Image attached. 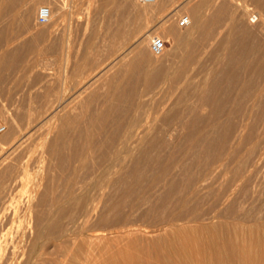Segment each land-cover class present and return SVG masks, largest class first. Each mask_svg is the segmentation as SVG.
<instances>
[{
    "label": "rangeland",
    "instance_id": "obj_1",
    "mask_svg": "<svg viewBox=\"0 0 264 264\" xmlns=\"http://www.w3.org/2000/svg\"><path fill=\"white\" fill-rule=\"evenodd\" d=\"M18 1L0 0V125L5 127L0 151L8 146L13 127L23 130L29 117H42L52 104L89 100L100 108L114 103L95 154L78 179L71 182L68 171L54 175L56 171L47 170L46 164L42 175L59 177L57 182L54 179V193L65 196L72 183L81 186L79 180L91 174L94 165V172L101 168L103 155L113 149V129L118 134L148 113L149 123L153 121L162 133L160 139L143 144L144 158L136 150L115 166L111 185H103L102 190L87 187L99 206L92 204L98 206L97 215L86 225L80 203L57 215L64 230L74 231L72 227L80 222L75 231L84 225L97 234L75 241L51 238L32 264H264V164L254 167L253 163L264 141V0H154L146 5L141 0ZM236 3L247 4V12L238 7L231 18ZM44 5L55 15L48 24L39 25L36 11ZM183 16L191 25H177ZM163 18L168 19L165 27ZM231 19L236 20V31ZM143 25L144 37H149L146 54L142 68L133 69L137 50L126 57L122 51L131 46ZM170 29L175 30L172 38ZM236 33L239 43H234ZM153 36L163 42L159 54L149 49ZM222 52L232 54L233 62H218L216 56ZM107 65V74L89 87L92 95L88 89L83 92V84ZM60 114L63 117L44 124L28 139L25 146L30 152L46 154L58 133L66 140L76 139L67 111ZM139 156L142 161L136 164Z\"/></svg>",
    "mask_w": 264,
    "mask_h": 264
},
{
    "label": "bare ground",
    "instance_id": "obj_2",
    "mask_svg": "<svg viewBox=\"0 0 264 264\" xmlns=\"http://www.w3.org/2000/svg\"><path fill=\"white\" fill-rule=\"evenodd\" d=\"M18 1V0H17ZM70 1V0H69ZM72 1V0H71ZM70 1V2H71ZM106 1H110V0H106ZM132 1V0H131ZM144 3L142 4H154V0H141ZM13 2V1H12ZM66 2V0L64 1ZM214 2V1H213ZM229 2V1H228ZM19 3V1H18ZM78 3V2H77ZM107 3V2H106ZM227 3V0H226ZM232 3V2H231ZM66 4V3H64ZM63 4V5H64ZM71 4H73L71 2ZM229 4V3H228ZM226 4V5H228ZM62 5V6H63ZM221 5V4H220ZM233 5V4H232ZM45 6V5H44ZM61 6V5H60ZM65 6V5H64ZM63 6V7H64ZM74 6V5H73ZM214 6V5H213ZM216 6V5H215ZM225 6V5H224ZM31 7V6H30ZM38 7V6H37ZM48 7V6H46ZM136 7V5H135ZM134 7V8H135ZM144 7V6H143ZM240 7V9L242 10V13L247 12V4H239L236 3L235 4V9H233V13L231 18L233 17V15L235 14L234 11H236V9ZM227 8V7H226ZM231 8V7H230ZM60 9V8H59ZM207 9V8H206ZM211 9V8H210ZM54 10V9H53ZM51 8L48 7V11H49V16H48V20L46 23L43 24H48V22L54 18L53 16L54 11ZM62 10V7L61 9ZM139 10V9H138ZM57 11V10H56ZM69 11V10H68ZM209 11V9L207 10ZM206 11V12H207ZM227 11V10H226ZM249 11V10H248ZM27 12V11H26ZM59 12V11H58ZM203 12V11H202ZM205 12V13H206ZM23 13V12H22ZM29 13V11L27 12ZM213 13V12H212ZM217 13V12H216ZM223 13V12H222ZM227 14V12H225ZM231 13V12H230ZM249 13V12H248ZM202 14V13H201ZM146 15V14H145ZM200 15V14H199ZM198 15V16H199ZM150 16V15H149ZM147 16V17H149ZM171 16V15H170ZM31 17V16H30ZM58 17V16H57ZM141 17V16H140ZM146 17V16H145ZM186 17V16H184ZM201 17V16H200ZM203 17V16H202ZM229 16H227L228 18ZM142 18V17H141ZM138 18V19H141ZM144 18V17H143ZM162 18V17H161ZM168 18V17H167ZM188 19L187 24L184 27H187L191 21L189 20L188 17H186ZM213 18V17H212ZM223 18V17H222ZM230 18V17H229ZM234 18V17H233ZM33 19V18H32ZM30 19V20H32ZM164 19V18H163ZM203 19V18H202ZM224 19V18H223ZM241 19V18H240ZM29 20V21H30ZM165 20V19H164ZM168 19H166L165 21H162V25L164 26V24H166L165 22H167ZM205 20V19H204ZM220 20V19H219ZM218 20V21H219ZM232 20V19H231ZM147 21V20H146ZM144 22L147 23V22ZM203 21V20H202ZM214 19L210 20V24L214 23ZM229 21V20H228ZM140 22V20H139ZM158 22V21H157ZM160 22V21H159ZM230 22V21H229ZM156 23V22H155ZM154 23V24H155ZM164 23V24H163ZM200 23V22H199ZM226 23V22H225ZM43 24H39V25H43ZM139 24V23H138ZM143 24V23H142ZM149 24V23H148ZM193 24V22H192ZM221 24V23H220ZM227 24V23H226ZM191 25V24H190ZM219 25V24H218ZM231 28L234 29V31H236V27H237V23L236 20H232V23L230 24ZM137 26V25H136ZM136 26L134 28V31L136 29ZM141 26V24H140ZM162 26V27H163ZM201 26V25H200ZM129 27V26H128ZM145 27V25H143L142 27H138L137 32L139 31V33H137V35L135 36V40L133 41V43L131 44V46L129 48H127L126 50L122 51V56L124 54V56L126 57L127 54H133L134 50H137L138 55L135 53V55L138 57V59L136 60L135 63L131 64V67H134L133 69H136L137 67H141L142 62H144V56L146 54L145 48H146V43H145V39L147 40V37H144V31L143 28ZM160 27V26H159ZM165 27V26H164ZM163 27V28H164ZM214 27V26H213ZM162 28V29H163ZM201 28V27H200ZM128 29V28H126ZM125 29V30H126ZM175 29V28H174ZM223 29V28H222ZM228 29V28H227ZM122 31V30H121ZM173 29L168 30V36H170L172 38L173 34ZM231 31V29H230ZM142 32V33H141ZM211 32V30H210ZM215 32V31H214ZM244 32V30L242 31ZM126 33V32H125ZM134 33V32H133ZM209 34V33H207ZM212 34V33H211ZM218 34V33H217ZM241 34V33H240ZM125 35V34H124ZM130 35V34H129ZM148 35V34H146ZM229 35V34H228ZM176 36V35H175ZM207 37V36H206ZM217 37V36H216ZM227 37V36H226ZM126 38V35H125ZM149 38V37H148ZM134 39V38H133ZM209 39V38H208ZM131 40V39H130ZM211 40V39H210ZM226 40V39H224ZM129 41V40H128ZM180 42V40H179ZM233 42V41H230ZM239 43L240 39L238 37V34L236 33V38L234 40V43ZM131 43V42H130ZM121 44V43H119ZM148 44V43H147ZM228 44V43H227ZM95 45V44H94ZM229 45V44H228ZM117 46V45H115ZM197 46V45H196ZM195 46V47H196ZM120 48V47H119ZM187 48V47H186ZM225 48V47H224ZM147 49V48H146ZM226 49V48H225ZM192 51V50H191ZM14 52V51H13ZM133 52V53H132ZM115 53V52H114ZM120 56V55H119ZM150 56V55H149ZM186 56V55H185ZM97 59V58H96ZM108 59V58H107ZM241 59V58H240ZM216 60L218 62H220L222 64V62H233L234 57L232 54L230 53H220L216 56ZM237 60V59H236ZM94 62V61H93ZM98 63V62H97ZM3 64V63H2ZM88 64V63H87ZM96 64V63H95ZM113 64V63H112ZM123 64V63H122ZM146 64V63H145ZM92 65V64H91ZM125 65V64H124ZM127 65V62H126ZM102 66V65H101ZM188 66V65H187ZM124 67V66H123ZM228 67V66H227ZM87 68V67H86ZM111 68V67H110ZM113 68V67H112ZM121 68V66L119 67ZM142 68V67H141ZM146 68V67H145ZM93 69V68H92ZM98 69V68H97ZM126 69V67H125ZM85 70V69H84ZM108 70V65L103 67L102 69H100L99 71H97L94 75H92L82 86L83 88V92L87 91V89H91L89 87H91V85L96 82V81H100L101 78H103L104 74L106 73V71ZM122 70V69H121ZM120 70V71H121ZM124 70V69H123ZM140 70V69H139ZM109 71V70H108ZM93 72V71H91ZM95 72V71H94ZM93 72V73H94ZM123 72H126V70H124ZM136 76L137 73L136 71H134ZM133 72V73H134ZM88 73V72H87ZM122 73V72H121ZM140 73V72H139ZM107 74V73H106ZM124 74V73H123ZM209 74V73H208ZM219 74V73H218ZM81 75V74H80ZM78 75V76H80ZM85 75V74H84ZM132 75V73H131ZM130 75V76H131ZM168 75V74H167ZM118 79L119 76H122L119 74L116 75ZM129 76V75H128ZM127 76V78H128ZM129 76V77H130ZM135 76V78H136ZM143 76V74H142ZM145 76H149V72L148 70L145 71ZM151 76V74H150ZM150 76H149V80H150ZM261 76V75H260ZM107 77V75H106ZM152 77V76H151ZM209 77V76H208ZM121 78V77H120ZM126 78V79H127ZM134 78V77H132ZM134 80H130V83H134L132 81ZM221 78V77H220ZM79 79V78H78ZM115 79V78H114ZM105 80V79H104ZM119 80V79H118ZM118 80L116 81V83L118 82ZM148 80V83H149ZM85 81V80H84ZM114 81V80H113ZM112 81V82H113ZM114 81V82H115ZM78 82V81H77ZM106 83V81H104ZM99 83V82H98ZM104 83V84H105ZM123 83H125V79L123 81ZM229 83V82H228ZM113 87V83H111ZM121 84V83H120ZM81 85V84H79ZM97 85V84H96ZM131 85V84H130ZM134 85V84H133ZM207 85V84H206ZM261 85V84H260ZM106 85H104L105 87ZM124 86V84H123ZM94 87V85H93ZM97 87V86H96ZM103 87V86H102ZM102 89H105V88ZM132 87V86H130ZM258 87V86H257ZM121 89V87H119ZM148 88V87H147ZM97 89V88H96ZM101 89V88H100ZM101 89V92L103 91ZM203 89V87H202ZM201 89V90H202ZM95 90V89H94ZM127 90V89H125ZM147 90V89H146ZM113 91V90H112ZM120 90H118L119 93ZM216 91V90H215ZM258 91V90H257ZM90 92V90H89ZM88 92V93H89ZM92 92H90V94L92 95ZM100 92V91H99ZM127 92V91H125ZM87 93V95H88ZM103 93V92H102ZM101 93V94H102ZM106 93V91H105ZM112 93V92H110ZM86 94V93H85ZM94 94V93H93ZM121 94V92H120ZM257 95V93H255ZM263 94V93H262ZM90 95V96H91ZM105 96V94H103ZM111 95V94H110ZM108 95V96H110ZM119 95V94H118ZM122 95V94H121ZM120 96H115V97H119ZM129 95V94H128ZM206 95V94H205ZM208 95V94H207ZM84 96V95H83ZM82 96V97H83ZM86 96V95H85ZM89 96V98H91ZM97 96V95H96ZM126 96V95H124ZM261 96V95H259ZM127 97H130L127 96ZM139 97V96H138ZM150 97V96H149ZM110 98V97H109ZM125 98V97H123ZM206 98V97H205ZM78 99V98H77ZM95 100V98H93ZM119 99H116L117 101ZM259 99V98H257ZM106 100V99H105ZM110 100V99H109ZM115 100V99H114ZM115 100V101H116ZM124 100V99H123ZM147 100V99H146ZM253 100V99H252ZM251 100V101H252ZM89 101V100H88ZM55 102L54 104L58 103V105H53L50 107L49 111H47L46 113H43L44 115L38 116V119H31L29 117V119L27 120L26 126L24 127L23 130L14 128L11 130L12 134H8L9 136H11L9 138V143L8 146L5 148H1L0 151V264H32L34 261V259L38 256L40 249L42 248L43 244L45 242L50 241V239L52 238L53 240L55 239L57 240H70V241H75L77 240L78 237H82V236H87L89 234H93L95 230L94 228H92V231H89L87 229H85L86 227L83 225V229H81L82 227H80L79 231H75V226L80 225L79 223H77L76 225L74 224V222L72 223V230L74 229V231H70L69 227L66 225V227H68L69 230H64L61 228V223H59V217L61 216V213L64 214L65 211L68 210V208L70 207V205L73 204H81V211L83 213H81V217L85 218V220L82 218V220H84V222L82 224H85L90 217L93 216V214H95V216L97 215L96 208L99 206V204H97V200L96 199L95 203L94 201H92V198L90 196H93V192L90 195V191H87V189L89 188V186H92L96 189H100L104 188L103 185H107L110 184L113 181V173H114V169L115 166L118 163H122L124 162L127 158L132 157L133 153L137 150H139L137 153L141 155V153H145L142 150V147L144 148L148 143H153L154 141H156L157 139L161 138L162 133L159 132V130L157 129V126H155V123L152 121V123H149L150 121H148L147 115L148 113H146L144 115V117L140 118V120L136 123L129 124V126L127 129L125 128L122 132L118 131L119 133L117 134V128L113 129L114 131H112L113 133V137H114V142L112 144L113 149L111 151L106 152L103 155V163L100 169H98L97 172H94L96 170V165H94L95 167H93L95 170L93 172H91V174H88L86 177H82L81 180H79L81 183V186L79 185H75V183H72L73 187L70 186L69 191L67 190V188L65 189L67 194L65 196L59 195L54 193L55 187H54V179H56L55 181L57 182V176L59 175H63L65 172H69L70 174H68V177L70 176L71 182H73L72 180H76L80 177V171H82V169L86 166L87 167V162L89 160V157L91 156V154H93V150L94 147L97 145V139L99 134H101L102 131V126H104L105 124H108L109 122V118L111 115L112 110L114 109V107L112 105H114L113 103L111 106L107 105L105 106V104H102L101 107L99 108V103L101 104V102L98 103L99 106H97V102ZM114 101V102H115ZM130 101V100H129ZM211 101V100H210ZM263 102V101H262ZM63 103L64 106H62L60 109H58ZM104 103V102H103ZM116 103V102H115ZM130 103V102H129ZM155 103V102H154ZM42 104V103H41ZM123 103L121 102L120 105H122ZM149 104V103H148ZM152 104V103H151ZM161 104V103H160ZM48 105V104H47ZM119 105V106H120ZM144 105V104H142ZM146 106V105H145ZM144 106V107H145ZM166 106V105H165ZM47 107V106H46ZM125 107V105H124ZM121 108V107H120ZM139 108V107H138ZM148 108V107H147ZM163 108V107H162ZM46 109V108H45ZM117 109V107H116ZM119 109V108H118ZM134 109V108H132ZM137 109V108H136ZM67 111L68 116H66L68 118V122H71L72 127L75 130V135H77L75 140H66L64 139V137L62 135L59 136L57 134V138L55 140H53V142L51 143V146L49 147V150L47 152H45L46 154H44V152L38 151L36 152H30V147L29 149L26 148V143L28 141V139H30L32 136H36L33 135L36 131L41 130V128L43 127L44 124H48L49 122H54L56 121L59 117H63V115L65 113H63V115L61 116L60 112L61 111ZM115 110V109H114ZM120 110V109H119ZM142 110V107H141ZM145 110V109H144ZM117 111V110H116ZM126 111V110H125ZM25 113V112H24ZM115 113V112H114ZM158 113V112H157ZM170 113V112H169ZM26 114V113H25ZM113 114V113H112ZM119 114V113H118ZM29 115V113H28ZM32 115V114H31ZM30 115V116H31ZM137 115V114H136ZM143 114L141 113V116ZM157 115V114H156ZM120 116V115H119ZM40 117V118H39ZM65 117V116H64ZM70 117V118H69ZM117 117V116H116ZM253 117V116H252ZM22 119H24V117H21ZM26 118V117H25ZM115 118V117H114ZM112 118V120L114 119ZM179 118V117H178ZM116 119V118H115ZM114 119V120H115ZM156 119V118H154ZM246 119V118H245ZM128 120V119H127ZM185 120V119H184ZM215 120V119H214ZM24 121V120H23ZM61 121V120H58ZM67 121V119H66ZM118 121V120H117ZM115 121V122H117ZM15 122V121H14ZM108 122V123H107ZM114 122V121H113ZM242 122V121H241ZM24 123V124H25ZM170 123V122H169ZM59 124V123H58ZM70 124V123H69ZM116 124V123H114ZM112 124V125H114ZM127 124V125H128ZM18 125V124H17ZM52 125V124H50ZM54 125V123H53ZM218 125V124H217ZM59 126V125H58ZM243 126V125H242ZM241 126V127H242ZM255 126V125H254ZM10 127V126H9ZM52 127V126H51ZM57 127V126H56ZM64 127V126H63ZM61 127V129L63 128ZM66 127V126H65ZM240 127V128H241ZM253 127V126H252ZM257 127V126H256ZM124 128V125H123ZM122 128V129H123ZM212 128V127H211ZM251 128V127H250ZM249 128V129H250ZM47 129V128H46ZM49 129V128H48ZM52 129V128H51ZM54 129V128H53ZM67 129V128H66ZM178 129V128H177ZM215 129V127H214ZM5 127L3 126V131L0 133V135L4 132ZM50 130V129H49ZM43 132L45 130H42ZM56 131V130H55ZM62 131V130H61ZM108 131V130H107ZM243 131V130H241ZM39 132V131H38ZM46 132V131H45ZM59 132V130H58ZM66 131H64L65 133ZM239 132V131H238ZM9 133V132H8ZM55 133V132H54ZM63 133V134H64ZM71 133V132H69ZM104 133V131H103ZM102 133V137L104 138ZM106 130H105V134H106ZM111 133V132H110ZM242 133V132H241ZM240 132L238 133L241 134ZM5 134V133H4ZM38 134V133H37ZM104 134V135H105ZM261 134V133H260ZM7 135V136H8ZM56 135V134H55ZM67 135V134H66ZM71 135V134H70ZM169 135V133H168ZM237 135V134H236ZM237 135V136H238ZM262 135V134H261ZM40 136V135H39ZM54 136V135H53ZM65 136V135H64ZM73 136V137H74ZM167 136V135H166ZM232 136V135H231ZM257 136V135H256ZM260 136V135H259ZM264 136V134H263ZM68 137V135H67ZM110 137V136H109ZM108 137V138H109ZM240 137V136H239ZM262 137V136H261ZM47 138V137H46ZM66 138V137H65ZM32 139V138H31ZM68 139V138H67ZM70 139V138H69ZM163 139V138H162ZM201 139V138H200ZM240 139V138H239ZM38 140V139H37ZM108 140V139H107ZM237 140V139H235ZM261 140V139H260ZM259 140V142H260ZM35 141V140H34ZM44 141H47L44 139ZM49 141V140H48ZM47 141V142H48ZM109 141V140H108ZM247 141V140H246ZM252 141V140H251ZM30 142V141H29ZM32 142V141H31ZM82 142H84V144H82ZM146 142V144L143 146V144ZM100 143V141L98 142ZM104 143V142H103ZM106 143V142H105ZM241 143V142H240ZM247 143V142H246ZM255 143V142H254ZM33 144V143H32ZM31 144V145H32ZM45 144V143H42ZM261 144V143H260ZM263 146L259 148V152L257 153L256 158L254 159L255 161L254 163V167L256 166H260L264 164V141H263ZM81 145H84L85 148H80ZM158 145V144H157ZM254 145H258V144H254ZM252 145V146H254ZM5 146V145H4ZM110 146V145H109ZM159 146V145H158ZM259 146V145H258ZM257 146V147H258ZM45 147V146H44ZM111 147V148H112ZM255 147V146H254ZM255 147V148H257ZM73 149V153L71 155H67L66 151L68 149ZM81 149V150H80ZM99 149V148H97ZM96 149V150H97ZM39 150V149H38ZM104 150V148L102 149ZM146 150V149H145ZM144 150V151H145ZM44 151V150H43ZM95 151V150H94ZM103 153V151H101ZM227 152V151H226ZM95 154V153H94ZM93 154V155H94ZM146 155V153L144 154ZM256 155V153H255ZM137 156V155H136ZM142 156V155H141ZM139 156L137 159L136 164L137 163H141L142 160H139L140 157ZM142 158H144L142 156ZM92 159V158H91ZM135 159V158H134ZM94 160V158H93ZM97 160V159H95ZM94 160V161H95ZM99 160V159H98ZM97 160V161H98ZM129 160V159H128ZM127 160V162H129ZM96 161V162H97ZM133 161V162H134ZM126 162V164H127ZM132 164H135L133 163ZM145 162V161H144ZM130 163V162H129ZM220 163V162H219ZM48 166L47 170H53L56 171L54 172L57 174V176H52L53 174H50V177H46L45 175L43 176L42 172L44 171L45 167ZM90 165V163H88ZM123 164V163H122ZM92 165V163H91ZM222 165V164H221ZM99 166V165H98ZM215 166V165H214ZM218 167V166H216ZM92 168V166H89V169ZM119 168V167H118ZM88 169V168H87ZM218 169V168H216ZM119 170V169H117ZM52 171V172H53ZM88 171V170H87ZM92 171V170H91ZM116 171V170H115ZM48 173V172H47ZM83 175V174H82ZM81 175V176H82ZM127 175V174H126ZM129 176V175H128ZM57 177V178H56ZM61 177V176H60ZM50 178V179H49ZM64 178V177H62ZM124 178V177H123ZM65 179L66 176H65ZM119 179V178H118ZM68 180V179H67ZM121 180V179H119ZM78 181V182H79ZM118 181V180H116ZM128 181V180H127ZM76 182V181H74ZM60 183V182H59ZM69 183V182H68ZM113 183V182H112ZM116 183V182H114ZM67 185V184H66ZM71 185V184H70ZM75 187L78 186V187ZM56 186V185H55ZM60 186V185H59ZM58 186V188H60ZM69 187V185H68ZM88 187V188H87ZM106 187V186H105ZM54 188V189H53ZM63 188V187H61ZM72 188V189H71ZM108 188V187H107ZM120 188V187H119ZM92 189V188H91ZM58 190V189H57ZM100 190L98 192H100ZM94 191V190H93ZM96 192V191H95ZM103 192V191H102ZM58 193V192H57ZM64 193V192H63ZM103 194V193H102ZM101 195V192H100ZM95 196V194H94ZM98 195H96L95 197H97ZM101 197V196H100ZM122 197V196H121ZM226 198V197H225ZM94 199V200H95ZM106 199V198H105ZM71 201V202H69ZM111 201V200H110ZM92 202V203H90ZM91 204V205H90ZM92 204H96V205H92ZM110 206V204H109ZM104 207V206H103ZM111 208V207H110ZM114 208V207H113ZM98 209V208H97ZM109 209V208H108ZM107 210V209H106ZM113 210V209H112ZM110 210V211H112ZM99 211V210H98ZM107 213V212H106ZM57 217V215H59ZM73 214V213H72ZM83 214V216H82ZM102 214H105L104 212ZM76 216V215H75ZM78 216V215H77ZM74 218V217H73ZM77 218V217H76ZM103 218V217H102ZM105 219V218H104ZM71 220V219H70ZM79 220V219H78ZM82 220H80L82 222ZM91 220V219H90ZM77 221V220H76ZM75 221V222H76ZM91 221H89L90 223ZM101 222V220H100ZM103 222V221H102ZM65 223V224H66ZM88 223V224H89ZM74 224V225H73ZM81 224V225H82ZM87 224V227H88ZM96 226H99L98 223H96ZM102 224V223H101ZM70 225V224H69ZM86 225V224H85ZM92 225V224H91ZM95 225V224H94ZM108 225V224H107ZM155 225V224H154ZM90 226V225H89ZM121 226V225H120ZM125 226V225H123ZM70 227V228H71ZM158 227V226H156ZM91 228V227H90ZM89 228V229H90ZM106 228V227H105ZM110 228V227H109ZM108 228V229H109ZM112 228V227H111ZM117 228V227H116ZM121 228V227H120ZM119 228V229H120ZM124 228V227H123ZM126 228V226H125ZM124 228V229H125ZM154 228V227H153ZM107 229V230H108ZM118 229V230H119ZM122 229V228H121ZM97 230V229H96ZM103 230V229H102ZM110 230V229H109ZM100 232V230H98ZM117 231V230H116ZM103 232V231H102ZM96 233V232H95ZM94 233V234H95ZM106 233V232H105ZM97 234V233H96ZM100 236V235H99ZM104 237V236H103ZM107 237V236H106ZM54 240V241H55ZM69 241V242H70ZM47 243V244H48ZM61 243V242H60ZM105 253V252H104ZM103 253V254H104ZM107 255H109L108 253H106ZM106 256V255H105ZM111 256L109 255L108 258H110ZM107 258V256H106ZM107 258V259H108ZM109 260V259H108ZM111 261V259L109 260ZM123 261V260H122Z\"/></svg>",
    "mask_w": 264,
    "mask_h": 264
},
{
    "label": "built area",
    "instance_id": "obj_3",
    "mask_svg": "<svg viewBox=\"0 0 264 264\" xmlns=\"http://www.w3.org/2000/svg\"><path fill=\"white\" fill-rule=\"evenodd\" d=\"M48 16H49L48 7L40 6L36 11V22L38 24L46 23L48 20ZM187 22H188V19L186 17H184V16L179 17L177 20V25L179 27H184L187 24ZM162 48H163L162 40L157 36L151 37V39L149 41V49H150L151 53L159 54L161 52ZM2 131H3V126L0 125V133Z\"/></svg>",
    "mask_w": 264,
    "mask_h": 264
}]
</instances>
